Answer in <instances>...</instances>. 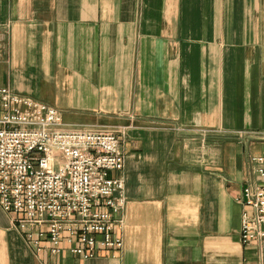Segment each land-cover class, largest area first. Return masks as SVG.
Wrapping results in <instances>:
<instances>
[{"label":"crops","instance_id":"obj_1","mask_svg":"<svg viewBox=\"0 0 264 264\" xmlns=\"http://www.w3.org/2000/svg\"><path fill=\"white\" fill-rule=\"evenodd\" d=\"M113 133L121 250L41 253L0 206V264H264L241 241L264 185V0H0V89ZM22 218V216H18Z\"/></svg>","mask_w":264,"mask_h":264},{"label":"built area","instance_id":"obj_2","mask_svg":"<svg viewBox=\"0 0 264 264\" xmlns=\"http://www.w3.org/2000/svg\"><path fill=\"white\" fill-rule=\"evenodd\" d=\"M61 122L56 108L0 89V206L37 253L90 260L121 250L127 197L113 176L125 167L121 142L113 133L64 131ZM255 162L264 178V157ZM241 202V241L264 254V185L245 188Z\"/></svg>","mask_w":264,"mask_h":264}]
</instances>
